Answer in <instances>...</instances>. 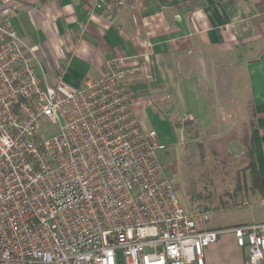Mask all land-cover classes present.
Returning a JSON list of instances; mask_svg holds the SVG:
<instances>
[{
	"label": "built area",
	"instance_id": "1",
	"mask_svg": "<svg viewBox=\"0 0 264 264\" xmlns=\"http://www.w3.org/2000/svg\"><path fill=\"white\" fill-rule=\"evenodd\" d=\"M12 1L0 0V264H205L229 232L246 264H262L264 222L205 228L208 212L182 206L164 145L132 109L125 59L78 88L48 85L11 26ZM89 1L88 17L124 5ZM44 121L56 126L45 139Z\"/></svg>",
	"mask_w": 264,
	"mask_h": 264
},
{
	"label": "crops",
	"instance_id": "2",
	"mask_svg": "<svg viewBox=\"0 0 264 264\" xmlns=\"http://www.w3.org/2000/svg\"><path fill=\"white\" fill-rule=\"evenodd\" d=\"M89 2L12 1L11 26L35 48L40 79L52 85L61 78L74 89L103 74L109 58H124L123 82L134 93L140 129L164 145L157 150L161 165L182 150L189 161H199L205 139L228 137L227 150L243 154L248 134L254 173L245 171V184L224 191L217 205L236 213L201 225L264 222V0H124L110 16L95 9L88 17ZM239 204L247 209L237 210ZM247 251L224 233L205 248L204 262L246 264Z\"/></svg>",
	"mask_w": 264,
	"mask_h": 264
},
{
	"label": "rangeland",
	"instance_id": "3",
	"mask_svg": "<svg viewBox=\"0 0 264 264\" xmlns=\"http://www.w3.org/2000/svg\"><path fill=\"white\" fill-rule=\"evenodd\" d=\"M240 107L244 120L248 114L245 103L243 102ZM41 125L44 139L55 133V124L44 121ZM222 132L219 131V134L223 135ZM227 138L202 140L199 161L193 159L189 161L182 150L172 163L162 165L165 173L175 180L178 198L186 210L208 208L211 217L208 225L221 222L228 215L236 213V209L221 212L217 205L226 199L222 194L224 191L234 190L238 188L237 184L241 185L244 166L249 162L245 153L237 152L234 155L227 150L225 141ZM238 207L237 210L247 209L240 204Z\"/></svg>",
	"mask_w": 264,
	"mask_h": 264
},
{
	"label": "trees",
	"instance_id": "4",
	"mask_svg": "<svg viewBox=\"0 0 264 264\" xmlns=\"http://www.w3.org/2000/svg\"><path fill=\"white\" fill-rule=\"evenodd\" d=\"M243 145H244V153L246 154V156L248 157L249 162H246L245 166H244V172L245 171H249V174H253L254 173V151H253V147H252V143L251 140L248 136V134H246L243 137ZM244 172H243V183L245 184V176H244ZM238 186L240 184H237Z\"/></svg>",
	"mask_w": 264,
	"mask_h": 264
}]
</instances>
